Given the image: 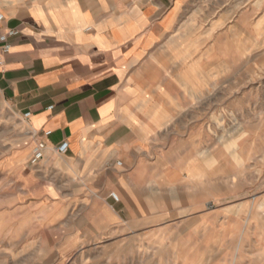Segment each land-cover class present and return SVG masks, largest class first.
I'll return each instance as SVG.
<instances>
[{
  "label": "crops",
  "instance_id": "1",
  "mask_svg": "<svg viewBox=\"0 0 264 264\" xmlns=\"http://www.w3.org/2000/svg\"><path fill=\"white\" fill-rule=\"evenodd\" d=\"M191 3L0 0V97L26 123L22 158L55 155L63 189L77 182L106 229L198 214L205 199L192 179L209 83L193 75Z\"/></svg>",
  "mask_w": 264,
  "mask_h": 264
},
{
  "label": "rangeland",
  "instance_id": "2",
  "mask_svg": "<svg viewBox=\"0 0 264 264\" xmlns=\"http://www.w3.org/2000/svg\"><path fill=\"white\" fill-rule=\"evenodd\" d=\"M183 15L209 83L199 213L106 229L55 155L22 158L26 123L0 97V264H264V0H192Z\"/></svg>",
  "mask_w": 264,
  "mask_h": 264
},
{
  "label": "built area",
  "instance_id": "3",
  "mask_svg": "<svg viewBox=\"0 0 264 264\" xmlns=\"http://www.w3.org/2000/svg\"><path fill=\"white\" fill-rule=\"evenodd\" d=\"M2 64V56H0V65ZM68 145L66 143H64V145H62L61 147L57 148L56 151L58 153L64 154L67 150ZM44 149L43 145H39L38 149L35 151V156L33 158L34 161L42 158V153L41 150ZM110 198L114 201H119L118 199V195L115 193L110 194Z\"/></svg>",
  "mask_w": 264,
  "mask_h": 264
}]
</instances>
